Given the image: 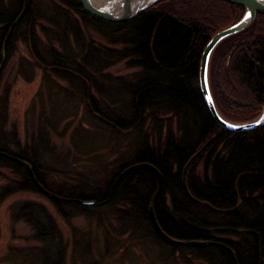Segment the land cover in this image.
<instances>
[{
    "label": "trees",
    "instance_id": "obj_1",
    "mask_svg": "<svg viewBox=\"0 0 264 264\" xmlns=\"http://www.w3.org/2000/svg\"><path fill=\"white\" fill-rule=\"evenodd\" d=\"M11 1L5 5L0 0V66L2 54L5 65L11 47L20 41L34 61H24L29 69L20 73L26 81L32 80L34 67L43 68L46 76L68 84L70 95L78 94L89 117L95 121L97 116L112 136L127 131L137 136L130 157L114 162L115 172L80 179L70 189L53 193L68 201L51 200L57 213L66 218L63 210L68 208L98 220L109 216L121 236L151 240L162 249L159 256L171 262L177 251L187 264H264V126L242 133L219 127L198 82L205 46L222 29L235 25L245 9L218 0H159L132 20L109 23L86 14L78 0H28L25 15L10 32L21 9V0ZM90 34L107 45L96 44ZM120 63L138 69L139 75L129 80L105 73ZM209 88L217 110L230 121L249 122L261 113L263 16L256 15L247 29L215 48ZM3 138L0 123V168L19 178L6 193L36 192L34 179L46 188L35 157L11 156ZM202 148L186 170L189 198L182 173ZM134 164L154 167L162 176L161 188L146 170L123 174ZM150 207L169 238L212 245L171 249L153 233ZM24 210V215H34ZM29 223L33 238L43 242L35 254L28 252L35 264H65L67 245L54 227L46 224L48 232L42 233ZM74 247L83 256L78 264H92L83 242L75 241Z\"/></svg>",
    "mask_w": 264,
    "mask_h": 264
},
{
    "label": "rangeland",
    "instance_id": "obj_2",
    "mask_svg": "<svg viewBox=\"0 0 264 264\" xmlns=\"http://www.w3.org/2000/svg\"><path fill=\"white\" fill-rule=\"evenodd\" d=\"M3 1L5 5L12 2ZM22 9L23 0L19 15ZM90 38L98 45H107L95 34H90ZM11 48V58L0 69V123L3 144L9 154L13 157L22 154L28 160L34 156L43 172L45 189L51 194L70 189L80 179L90 181L115 172L114 162L122 163L134 152L136 134L127 131L118 137L112 136L101 127L97 116L95 121L89 117L78 94L70 95L72 89L68 84L46 76L43 68L34 67L32 80L26 81L20 73L29 69L24 61L30 64L34 61L20 41ZM138 72V69H127L124 63L105 71L113 78L129 80H134ZM18 182L19 178L11 170L0 168V264H35L28 252L35 254L43 242L33 238L29 222L37 224L42 233L48 232L46 224L54 227L67 245L65 264H78L82 260L83 256L75 250V241L87 247L89 254L86 255L92 264H187L180 252H174L171 262L159 256L162 249L151 240L139 242L132 240L130 234L121 236L113 222L109 223V216L98 220L96 216H81L80 211L75 214L64 208L68 216L63 218L53 202L37 190L6 193ZM24 209L34 215H24Z\"/></svg>",
    "mask_w": 264,
    "mask_h": 264
},
{
    "label": "water",
    "instance_id": "obj_3",
    "mask_svg": "<svg viewBox=\"0 0 264 264\" xmlns=\"http://www.w3.org/2000/svg\"><path fill=\"white\" fill-rule=\"evenodd\" d=\"M159 0H113L112 9H100L97 8L93 3L92 0H78L80 7L85 11L86 14L89 16L102 20L109 23H122L132 20L136 17L140 12L146 10L150 6L154 5ZM224 3H229L237 6H241L245 9L243 17L233 26L228 27L217 34H215L208 44L205 46L199 63V71H198V82L200 92L202 94L205 106L214 120V122L224 130L232 133H242L248 132L259 127L264 126V102H263V111L261 114L255 119L248 123H232L224 119L214 104V101L211 96L209 83H208V68L211 55L215 48L225 39L237 35L247 29L254 21L256 15H261L264 17V0H218ZM28 7V0H23V9L20 15L16 18L15 22L10 28V32L14 26L18 25L23 16L25 15ZM3 60L2 65L4 63V53L2 54ZM0 66V69L2 67ZM204 148H202L195 156L191 158L188 162L187 166L184 168L182 173V182L184 189L185 187V175L188 166L190 165L191 161L195 159ZM16 163L25 167L26 169L30 170L31 167L23 161L17 160ZM138 170H146L153 175L156 180L158 190L162 186V176L161 174L151 165L148 164H134L129 166L123 171V174H128ZM33 184L35 189L44 197L48 198L49 200L56 201V202H68L62 198H59L50 192H48L43 186L39 184V182L34 179ZM187 196L190 198L188 192L186 191ZM82 206H93L94 204L91 202H82L80 203ZM148 218L150 227L156 237L165 245L171 248L183 247L187 246L190 248H205L212 245L211 242H198V241H189L183 242L169 238L166 236L161 229L159 228L152 207L149 208Z\"/></svg>",
    "mask_w": 264,
    "mask_h": 264
},
{
    "label": "bare ground",
    "instance_id": "obj_4",
    "mask_svg": "<svg viewBox=\"0 0 264 264\" xmlns=\"http://www.w3.org/2000/svg\"><path fill=\"white\" fill-rule=\"evenodd\" d=\"M92 3L100 9H112L113 0H92Z\"/></svg>",
    "mask_w": 264,
    "mask_h": 264
}]
</instances>
